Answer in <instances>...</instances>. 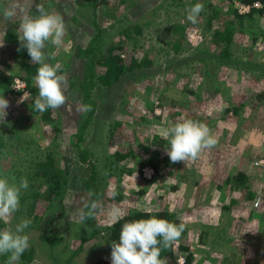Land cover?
Segmentation results:
<instances>
[{"label": "rangeland", "instance_id": "374dc122", "mask_svg": "<svg viewBox=\"0 0 264 264\" xmlns=\"http://www.w3.org/2000/svg\"><path fill=\"white\" fill-rule=\"evenodd\" d=\"M36 2L66 25L62 45L48 42L44 51L53 54L48 63L61 65L67 99L59 109L40 112L37 97L16 88L21 66L5 36L9 30L22 36L21 18L37 16L36 4L0 0V76L4 82L14 78L12 92L0 87L9 101L6 115L0 111V178L19 184L26 177L29 185L19 210L0 224L15 230L23 219L31 221L19 264H111L110 230L135 211L180 218L190 250L184 253L179 239L174 248L178 258L192 253L190 264H264V204L253 208V200L264 196V12L239 21L233 10L239 12L240 0ZM196 3L204 10L193 24L186 9ZM12 4L17 14L4 20L3 10ZM227 28L233 38L222 62L227 42L214 33ZM96 35L98 52L114 47L125 69L114 86L92 89L96 111L79 137L89 112L77 111L88 105L80 88L89 83L82 49ZM93 71L98 77L103 67L96 64ZM181 118L206 124L218 143L194 160L173 163L163 133ZM79 144L89 152L85 163ZM145 166L155 169L151 179L143 175ZM52 171L71 179L48 200ZM241 172L249 176L244 186L236 182ZM249 191L256 197L247 198ZM94 192L98 196L89 202ZM7 260L0 255V264Z\"/></svg>", "mask_w": 264, "mask_h": 264}, {"label": "clouds", "instance_id": "9594fccd", "mask_svg": "<svg viewBox=\"0 0 264 264\" xmlns=\"http://www.w3.org/2000/svg\"><path fill=\"white\" fill-rule=\"evenodd\" d=\"M203 10L204 5L201 3L190 6L186 9L187 20L193 24L197 23ZM37 12L38 16H22L18 32L22 33L19 39L27 49L31 62L39 65L34 77L38 88L34 108L43 112L49 108L59 109L66 103L63 88L65 76L58 74L61 65L48 63L47 60L53 54L46 56L44 50L48 42L56 47L61 46L67 29L59 14L46 11L43 5H37ZM16 14L17 5L12 4L3 10L2 15L4 20H11ZM8 107L9 101L0 96V111L4 115ZM90 110V105L81 104L77 107V111L82 113ZM163 135L169 145L167 155L173 163L194 160L202 150L214 148L218 143L206 124L188 118H181L166 129ZM28 186L26 177H22L19 184L9 183L7 178H0V221L9 220L19 210L21 191L26 190ZM92 207L95 208V205ZM84 215L90 216L92 212L82 213V218ZM30 224V220L23 219L16 225L15 230H0V255H8L6 264H19L20 257L29 248V236L24 234V230ZM184 229V223L176 224L156 216L125 223L119 234V242L111 244V264H167L166 259L160 258L161 251L171 248Z\"/></svg>", "mask_w": 264, "mask_h": 264}, {"label": "trees", "instance_id": "16d2710c", "mask_svg": "<svg viewBox=\"0 0 264 264\" xmlns=\"http://www.w3.org/2000/svg\"><path fill=\"white\" fill-rule=\"evenodd\" d=\"M37 0H35V14L38 16L39 13L37 12ZM177 1L178 4L182 3V0H175ZM240 2L244 3V4H250L251 10L249 12L246 13H239L237 9H234V16L239 20V21H243L245 18H252L253 15H255L256 13H262L264 12V0H240ZM255 2H260L262 3L260 7H255L253 6V4ZM178 29H182V32L184 30L183 26H177ZM215 36L217 38V36L223 40H225L227 42V45L225 48H223V50L220 53L219 56V60L224 62L226 60L229 59L230 57V48H229V42L232 41L233 38V32L231 30H229L228 28L225 30V32L221 31V30H216L215 31ZM101 35H96L94 36L93 40H91V43L84 48V50L82 49L83 52H85L87 54V56L85 57L86 61H85V69H87L88 72V76L86 77L89 81V83L86 84V82H81V89L84 93V101L87 102L88 105H90L91 110L88 112V116L86 118V121L84 124H82V129L81 132L79 134V137H82V134L84 132V129L86 128V125H88L89 120L91 119V117H93V115L95 114L96 111V102L95 100L92 98V89H94L95 87L98 86H107V87H111L114 86L116 83L119 82L121 74L124 72L125 69V60L121 57V54H117L115 53V48L111 47L107 50V52L104 53H99L98 52V47H97V43L96 41L99 40ZM5 39L7 42H9L10 44H12V49H11V54L12 57L14 58V60L16 62H18L21 66V72L19 74V78L22 79L23 81H25L26 83V89L27 91L30 92V94H32L33 97H37L38 96V90L37 88L34 86V77L37 73V69L39 67L38 64L32 63L31 62V58L28 55L27 49L25 47H23L18 35L16 34L15 30H9L8 33L5 36ZM219 39H217L216 41H218ZM174 48L175 50H180L181 45L180 42H176L174 44ZM81 51V48H78V51ZM143 65H151V61L148 58H144L143 60H141ZM96 64H100L101 67H103V71H101V73L99 74L98 77H95L96 74L94 73V69H95V65ZM141 66V65H140ZM13 77L8 78V80L6 82H4L3 78H1L0 76V87H2L4 89V92H8V91H13V89H11L10 87V83L13 81ZM73 85L74 82H73ZM77 135V134H76ZM78 137V138H79ZM79 148V153H80V158L82 159V162H86L87 161V156L86 154L89 153L87 150H84L81 145L79 144L78 146ZM122 157H126L124 154L121 155ZM155 169H157V166L155 164H153ZM94 167V166H93ZM45 174H50V173H45ZM51 174H53V176L51 178H53L51 180V189L48 192L49 198L48 200L51 198H54L55 195L57 194V190L59 188L60 184H68L69 183V179H71V177L69 176V178H64L62 176H59L55 171H52ZM92 178L94 179L96 177V172L94 171V168H92V174H91ZM156 178V176H155ZM236 181L238 182V184L240 186H244L245 183L247 182V179L249 180V176L246 173H238V175L236 176ZM152 181V180H150ZM257 194H255L253 192H247L246 193V197L247 198H251L254 196V198L256 197ZM97 193L94 192V194L92 196H90L89 202L92 201L95 197H97ZM90 205V203L88 204V206ZM87 216V215H85ZM152 216H156L157 218H162V219H166L170 222H174L176 224H180L182 223L180 218H178L175 214L173 213H169L166 211H162V212H158L156 214L150 213V212H144V211H135L132 212L131 214H129L128 216L123 217L122 219H119L117 222L114 223V225L112 226L110 233H109V240L107 241L108 243H110V246L113 242H119V234L121 231L122 226L125 223L134 221V220H139V219H148L151 218ZM52 222L53 220H48V224H49V228L46 231V234H44V237H48L51 230V226H52ZM3 226V224H2ZM1 224H0V230H2ZM182 234H184V236H181L179 238L180 244H181V249L184 251V253L188 252L190 250L189 248V240L188 237L185 235L187 234V229L185 228L184 231L182 232ZM181 234V235H182ZM107 243V244H108ZM175 244L169 248V249H163L161 251V259H166L167 261H169L170 263H175V261H178V257L176 255L175 252V248H174ZM185 263L184 264H190L191 260L193 258L192 253H189V255H185Z\"/></svg>", "mask_w": 264, "mask_h": 264}, {"label": "built area", "instance_id": "2783aa9c", "mask_svg": "<svg viewBox=\"0 0 264 264\" xmlns=\"http://www.w3.org/2000/svg\"><path fill=\"white\" fill-rule=\"evenodd\" d=\"M239 5H240L239 6L240 7L239 11L241 13L249 12L251 10V7H252L250 4H244L242 2ZM253 6L259 7L260 3L259 2H255L253 4ZM15 81H16V84H15L16 88H18V89H24L25 88V86H26L25 81H23L20 78H16ZM263 162H264V160H263ZM142 172H143V175H144V177L146 179H151L154 176V174H155V170L152 167H150V166L143 167L142 168ZM263 204H264V196L263 195H258L255 198V200L253 201V208L260 209V207H262ZM184 263H185V256H180L178 258V261H177L176 264H184Z\"/></svg>", "mask_w": 264, "mask_h": 264}]
</instances>
